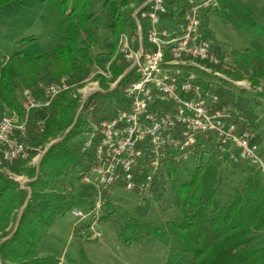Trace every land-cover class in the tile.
I'll return each instance as SVG.
<instances>
[{
  "label": "trees",
  "instance_id": "1",
  "mask_svg": "<svg viewBox=\"0 0 264 264\" xmlns=\"http://www.w3.org/2000/svg\"><path fill=\"white\" fill-rule=\"evenodd\" d=\"M10 1L0 0V7ZM101 1L102 8H108L110 13L108 26L113 31L110 40L98 42L94 26L96 16L90 11L93 0H58L61 20L51 32V38L54 40L51 50H37L31 53L18 51L0 61L1 109L4 108L10 113H14V110L20 117L15 113L14 115L18 119L22 118L23 108L17 90L27 87L33 95L41 98L40 83H52L64 75H80L83 72L84 64L90 61L91 46L100 45L104 50L95 58V62L104 67L106 61L112 58L114 51L116 52L115 45H118L119 35L126 30L136 35L132 12L146 0ZM164 1L169 9L166 16L169 22H181L188 0ZM144 36L143 32L142 42L145 48ZM33 40L34 37L29 36L21 41ZM136 44L132 43V47L135 48ZM255 53L263 57L264 61V47ZM117 63V59H114L109 65L114 79L123 71L117 67ZM216 66L213 68L219 71L221 66H218V69ZM263 73L264 64L258 67L257 76H262ZM134 78L133 74L128 73L118 82L114 91L107 93L117 98L116 103L112 106V111H105L98 118L90 112L85 115L79 113L76 117L79 102L78 98L71 96L70 91L60 93L50 106L30 113L27 123L28 137L25 140L28 145H43L53 139H61L47 148L37 168L27 166L26 160L30 157L8 165L10 171L18 175L24 174L30 179L26 184L27 194L15 180L0 172V264L59 262L55 256H39L37 245L57 216L70 210L75 204L86 202L80 192L74 193L67 189L66 179L63 177L75 171L79 174L76 180H81L84 171L94 162L93 145L83 150L81 146H73L70 141L80 134L92 131V122L108 119L116 110L127 108L128 103L125 106L122 104L125 96L121 93ZM258 79L259 77H256L252 83H258ZM119 87L120 90L117 91ZM262 88L264 91V86ZM213 91L220 94L218 89ZM221 101L223 103L227 100ZM85 108L87 109V105H84ZM244 119L245 122L235 117L233 121L240 124L239 129L251 130L255 122L250 117ZM38 120L43 122L42 131L39 130ZM215 145L213 133L205 132L197 136L190 155L194 166L192 169L184 167L188 178L182 181L175 178L178 174V159L171 153L165 155L150 190L156 199H159L166 188H170L172 202L179 210L181 219L170 220L165 226H159L129 218L116 230L122 244L129 246L146 237L157 239L168 247L166 264H182L187 257L188 264H264V171L248 160L233 162L235 170L245 175L243 184L236 188L227 200L216 199L214 188H206L205 184V156L211 152L217 153ZM33 154L35 153L32 152L30 156ZM28 192L30 197L27 199ZM23 205L17 220L15 211ZM12 221L15 224L17 222V227L5 238L9 235L7 228Z\"/></svg>",
  "mask_w": 264,
  "mask_h": 264
},
{
  "label": "rangeland",
  "instance_id": "2",
  "mask_svg": "<svg viewBox=\"0 0 264 264\" xmlns=\"http://www.w3.org/2000/svg\"><path fill=\"white\" fill-rule=\"evenodd\" d=\"M216 1L215 7H202L199 17L202 32L210 39L214 52L219 55L220 61L216 68L221 66L219 71L222 77L210 74L211 76H206L202 82L205 89L211 92L218 89L220 105L226 106L229 112L231 109L234 117L242 118L240 121L243 122L246 121L244 117H250L255 122L249 131L253 134L255 142L258 143V154L264 162V91L262 88L264 73L262 76H257L258 67H262L264 61L263 57L255 53L264 47V0ZM101 3V0H93L90 8V11L96 16L94 26H96L98 42L104 39L110 40L113 33L108 26L109 10L108 8L103 9ZM60 20L58 0H21V2L11 0L1 6L0 61L18 51L23 53L37 50L50 51L54 44L51 32ZM123 33H127L129 36L134 35L130 30ZM29 36L34 37V40L21 41ZM141 37H143L142 34ZM134 42H131V48L137 50V44L135 48L132 47ZM102 51L104 50L100 45L91 46L90 61L84 64V70L80 75L70 73L57 79L67 77L68 82L70 81L73 85L66 91H70L72 97L78 98L79 107L76 110V117L79 113L85 115L86 112H90L98 118L105 111H112V106L115 105L117 98L107 93L114 91L118 82L128 73L135 76V72L131 68V61L122 54H116L115 51L112 58L106 61L104 67L99 66L95 62V58ZM114 59H117V67L123 69L116 79L109 67ZM225 70L240 75L241 78L230 75ZM107 72H110L111 75L105 76L104 73ZM194 73L201 75L198 71ZM256 77H259L258 83L253 84ZM40 84L39 89L41 90L44 83ZM25 89L30 90L27 87L17 90L21 105V92L23 93ZM119 90L120 87L117 91ZM89 92L91 93L88 94ZM121 94L124 95V92ZM220 97L221 100L226 99L227 101L222 103ZM110 101L112 105L109 106ZM122 104L125 106L127 100L125 99ZM84 105H87V109H84ZM0 111L7 113L4 108H0ZM12 112L20 117L16 111L12 110ZM14 113L9 112V114ZM101 121L92 122V130ZM248 124H250L249 121ZM239 128L240 124H238V130L242 131ZM87 137V134H80L70 142L73 146L78 147ZM54 140L56 139L43 145H28L34 149L32 152L35 154L32 155L34 162H31V156L26 160L28 161L27 166L37 168L42 153ZM24 143L26 144V141ZM190 155L189 149L185 155L178 158L176 163L178 174L175 176L177 180L182 181L188 178L184 167L193 168L194 160ZM205 160L207 166L206 188H214L216 199L227 200L234 190L243 184L245 175L235 170L234 163L226 155L211 152L205 156ZM7 169L0 172L15 180L27 194L26 184L30 179L24 174L18 175ZM88 171L89 169H86L84 172ZM77 175L79 174L71 171L63 178L66 179L64 181L67 183V189L74 193L80 192L82 198L86 199L85 203L75 204L74 207L87 211L94 206L96 187L93 180L86 182L82 177L81 180H76ZM101 194L104 197V203L94 217L76 222V218L71 214V209L57 216L39 241L37 253L41 256L51 255L57 258L61 256L57 264H88L89 262L94 264H166L168 247L162 242L146 237L126 246L119 240L116 230L124 225L129 218H136L159 226H165L170 220L180 221L181 214L172 202L171 189L166 188L163 196L159 199H156L151 190L139 195L125 190L123 187H114L111 192L103 191ZM28 195L26 196L28 197ZM23 207L24 205L15 211L17 220ZM16 224L14 221L10 223L7 228L9 235ZM261 237L259 240L262 239ZM188 259L189 257L185 258L182 264H188Z\"/></svg>",
  "mask_w": 264,
  "mask_h": 264
},
{
  "label": "built area",
  "instance_id": "3",
  "mask_svg": "<svg viewBox=\"0 0 264 264\" xmlns=\"http://www.w3.org/2000/svg\"><path fill=\"white\" fill-rule=\"evenodd\" d=\"M188 1L190 25L170 23L166 18L169 9L165 1L148 0L134 21L136 35L122 38L125 39L124 56L131 61L135 72L134 80L123 89L128 107L118 109L113 116L102 120L82 142L81 148L88 149L90 137L99 140L94 162L82 176L86 182L93 180L96 196L91 209L71 213L76 222L97 214L104 203L103 191L123 187L139 195L147 193L165 155L171 153L175 159L185 155L201 133L214 134L215 149L220 155H226L232 162L248 160L264 170L253 134L245 129L239 131L231 109L229 112L226 106L220 105L216 92L205 90L202 81L211 76L210 73L159 60V49L164 46V40H169V35H177V42H171L172 51H200L218 60L219 55L211 47L210 39L199 35L198 27L193 23L196 10L215 7L217 1ZM141 32L149 34L145 48ZM133 41L137 42V50L131 48ZM195 71L201 75H196ZM62 86L64 80H55V87H47L44 83L41 98L22 93L25 121H18L16 126L2 124L4 114H0V163L7 166L15 157L29 152L24 149L27 113L43 108L37 107V100H46V106L50 105ZM165 100H173V107H165ZM37 124L42 131V120ZM136 139H144V147H136Z\"/></svg>",
  "mask_w": 264,
  "mask_h": 264
},
{
  "label": "bare ground",
  "instance_id": "4",
  "mask_svg": "<svg viewBox=\"0 0 264 264\" xmlns=\"http://www.w3.org/2000/svg\"><path fill=\"white\" fill-rule=\"evenodd\" d=\"M145 6L146 4L144 6H140L138 9L134 11V14H133L134 21L136 20V16L138 12H140V8H144ZM199 11L200 10L195 11V14L193 16V23L196 24V27H198L199 35H204V39H209L208 37L205 36V34L201 30V20L199 17ZM189 13H190V4H189V1H187V8L184 12V19L180 22L181 24L190 25ZM144 33H145L144 37L146 38L147 41H149L148 32H144ZM141 34L143 35V32H141ZM123 37H133V36H129L127 33H122L120 35L118 45L116 48V54L124 55L123 47H125V39H122ZM142 39L143 37H141V41ZM171 42H177V35H169V40H164V46L160 47L159 49V60L161 63H171V65H175V66L193 67L196 69L204 70L205 72H208L215 77H220V76L222 77L221 72L213 68L215 65L219 64V61H220L219 57H218V60H214V59L209 58V55L201 54L200 51H190V52L172 51ZM211 47L213 48L212 44H211ZM104 75L110 76L111 74L110 72H107V73H104ZM60 80H64V86H62V90H60V93L68 90L71 86H73L70 83V81L68 82L67 77H64ZM47 87H55V82L47 83ZM41 91H44V85L42 86ZM23 93L24 95H33V93L27 89H25ZM90 93L91 92H89L88 94ZM37 107H46V100H37ZM165 107H173V100H165ZM23 111H24V114L22 118H19V119L16 116H14V114L8 115L6 113L0 112V114H4V116H1V123L5 125H9V126H16L18 124V121H25V110ZM29 114L30 113H27V122H28ZM27 133H28V129H26L25 131V138L27 137ZM26 144L24 143V149H29V152L20 154V156L15 157V159L11 160V163H9V165H11L17 160L24 161L30 157L31 152L34 149L29 147L28 144L27 145ZM91 145H93L94 154H96V152L99 151L98 137H90L88 139V148ZM136 147H144V139H136ZM83 150H86V149H83ZM33 158L34 157L31 158V162H34ZM7 167L8 165L5 166V163H0V171H2L3 169H7ZM77 211H81V209H78L77 207L71 208V213H75Z\"/></svg>",
  "mask_w": 264,
  "mask_h": 264
},
{
  "label": "water",
  "instance_id": "5",
  "mask_svg": "<svg viewBox=\"0 0 264 264\" xmlns=\"http://www.w3.org/2000/svg\"><path fill=\"white\" fill-rule=\"evenodd\" d=\"M147 2H148V0H146L144 3H142L140 6H144L145 4H147ZM61 139V138H60ZM60 139H56V140H54V141H52L51 143H50V145L52 144V143H54V142H57L58 140H60ZM49 145V146H50ZM48 148V147H47ZM47 150V149H46ZM45 150V151H46ZM45 151L42 153V155L45 153ZM30 197V193H29V195H28V197H27V199ZM16 227H17V224H16V226L14 227V229H13V231L11 232V234L15 231V229H16ZM10 234V235H11ZM10 235H8L7 237H9ZM7 237H5V238H7ZM4 238V239H5Z\"/></svg>",
  "mask_w": 264,
  "mask_h": 264
},
{
  "label": "crops",
  "instance_id": "6",
  "mask_svg": "<svg viewBox=\"0 0 264 264\" xmlns=\"http://www.w3.org/2000/svg\"><path fill=\"white\" fill-rule=\"evenodd\" d=\"M41 85V84H40ZM39 88H40V86H39ZM21 102L23 103V96H22V92H21ZM24 110V109H23ZM23 114H24V111H23ZM30 115V114H29ZM29 119V118H28ZM28 123V122H27ZM74 207V206H73ZM39 255V254H38ZM39 256H41V255H39ZM43 256V255H42ZM57 258V257H56ZM61 258V256H59L58 257V259H60Z\"/></svg>",
  "mask_w": 264,
  "mask_h": 264
}]
</instances>
